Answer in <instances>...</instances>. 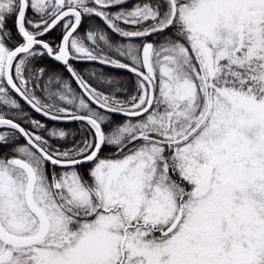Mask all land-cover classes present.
<instances>
[{"label": "snow or ice", "instance_id": "snow-or-ice-1", "mask_svg": "<svg viewBox=\"0 0 264 264\" xmlns=\"http://www.w3.org/2000/svg\"><path fill=\"white\" fill-rule=\"evenodd\" d=\"M0 264H264V0H0Z\"/></svg>", "mask_w": 264, "mask_h": 264}]
</instances>
